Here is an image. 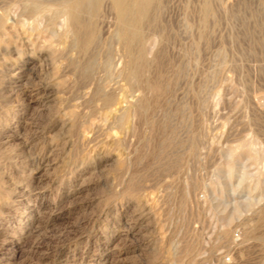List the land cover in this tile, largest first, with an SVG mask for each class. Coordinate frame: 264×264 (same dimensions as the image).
Wrapping results in <instances>:
<instances>
[{
	"label": "rangeland",
	"instance_id": "obj_1",
	"mask_svg": "<svg viewBox=\"0 0 264 264\" xmlns=\"http://www.w3.org/2000/svg\"><path fill=\"white\" fill-rule=\"evenodd\" d=\"M19 1L0 0V264H264V0H211L207 25L202 0H161L135 87L108 3L92 68L60 45L54 73Z\"/></svg>",
	"mask_w": 264,
	"mask_h": 264
},
{
	"label": "bare ground",
	"instance_id": "obj_2",
	"mask_svg": "<svg viewBox=\"0 0 264 264\" xmlns=\"http://www.w3.org/2000/svg\"><path fill=\"white\" fill-rule=\"evenodd\" d=\"M53 1V2H52ZM21 0V8L28 15V21L21 20L19 26L30 35L36 34L44 39L43 44L29 39L32 48L48 51L51 62H54L53 72L59 70L55 64V57L61 49L73 47L79 53L90 58L85 66V71L92 68L93 60L91 51L99 45V18L104 3L110 5L112 14L116 21V37L125 54V79L135 85L141 83L142 70L147 60L145 57V31L146 28L155 23L157 13L161 7V0ZM17 3V2H16ZM164 2H162L163 4ZM169 3V2H168ZM264 3V2H263ZM17 6V5H16ZM163 6V5H162ZM12 7V6H11ZM107 7V6H106ZM109 7V6H108ZM246 7V6H245ZM19 8V7H18ZM192 8V7H191ZM243 8V7H242ZM106 9V8H105ZM246 9V8H245ZM264 9V8H263ZM19 10V9H18ZM107 10V9H106ZM163 10V9H161ZM200 10V9H199ZM214 11V9H213ZM247 11V10H246ZM22 12V11H21ZM105 12V11H104ZM217 12V11H216ZM236 12V11H235ZM164 13V12H163ZM202 22L212 16L211 0H202L201 5ZM5 13H3L4 15ZM22 14V13H21ZM105 14V13H104ZM227 14V13H226ZM259 14V13H258ZM6 15V14H5ZM4 15V16H5ZM262 15V14H261ZM0 16V29L5 24V17ZM19 16V15H18ZM106 17V15H103ZM112 16V17H114ZM258 16V15H257ZM7 17V16H6ZM254 17V16H253ZM259 17V16H258ZM22 18V17H21ZM110 18V17H109ZM108 18V19H109ZM101 19V18H100ZM213 19V18H212ZM9 20V19H8ZM210 20V19H209ZM108 22V21H107ZM103 23V22H102ZM210 23V21H209ZM98 24V25H97ZM206 24V23H205ZM240 24V23H239ZM261 24V23H258ZM207 25V24H206ZM230 25V24H229ZM185 26V25H184ZM186 27V26H185ZM261 27V25H260ZM162 28V27H161ZM179 28V27H178ZM103 29V28H102ZM151 29V28H150ZM159 29V28H158ZM152 30V29H151ZM155 30V29H154ZM263 30V29H262ZM101 32V31H100ZM115 32V31H114ZM151 32V31H150ZM154 32V31H153ZM155 33V32H154ZM110 34V33H109ZM202 34V33H201ZM209 34V33H208ZM8 35V34H7ZM26 35V34H25ZM111 36V35H110ZM114 36V35H113ZM155 36V35H154ZM246 36V35H245ZM26 37V36H25ZM33 37V36H32ZM101 37V36H100ZM115 37V36H114ZM158 37V36H157ZM251 37V36H250ZM4 38V37H3ZM103 38V36L101 37ZM186 38V37H185ZM7 39V38H6ZM151 39V38H150ZM172 39V38H170ZM153 40V39H152ZM252 40V38H251ZM109 41V40H108ZM240 41V40H239ZM6 42V41H5ZM41 42V41H40ZM116 42V44H117ZM10 43V42H9ZM111 43V42H109ZM115 43V42H114ZM262 43V42H260ZM27 44V43H26ZM238 44V43H237ZM264 44V43H263ZM262 44V47L264 46ZM61 45V49L59 48ZM104 45V44H103ZM250 45V44H249ZM29 46V45H28ZM110 46V44L108 45ZM112 46V45H111ZM110 46V47H111ZM102 47V46H101ZM99 48V47H98ZM260 48V47H259ZM71 49V48H70ZM69 49V50H70ZM264 49V47L262 48ZM121 50V51H122ZM264 51V50H263ZM3 52V51H2ZM73 52V51H72ZM100 52V51H99ZM112 52V51H111ZM16 53V52H15ZM46 53V52H45ZM192 53V52H191ZM5 54V53H4ZM66 54V53H65ZM80 54V55H81ZM108 54V53H106ZM39 55V54H38ZM68 55V54H67ZM82 55V56H83ZM100 55V53H99ZM103 55V54H102ZM149 55V54H148ZM147 55V56H148ZM69 56V55H68ZM117 56V55H116ZM43 57V56H42ZM59 57V56H58ZM71 57V56H70ZM70 57L68 60H70ZM85 57V56H84ZM96 57V56H95ZM99 57V56H98ZM106 57V56H104ZM102 56V58H104ZM110 57V56H109ZM123 57V58H124ZM87 58V57H86ZM93 58V57H92ZM159 58V56H158ZM61 59V58H60ZM79 59V58H78ZM77 59V60H78ZM96 59V58H95ZM117 59V58H116ZM163 59V58H162ZM68 60L66 62H68ZM84 60V58H83ZM99 60V59H98ZM122 60V59H121ZM158 60V59H157ZM96 62V61H95ZM107 62V61H106ZM112 62V61H111ZM72 63V62H71ZM161 63V62H160ZM116 65V64H114ZM120 65V64H119ZM124 65V64H123ZM112 66V65H111ZM150 66V65H149ZM118 67V65H117ZM120 67V66H119ZM76 68V67H75ZM122 68V66H121ZM7 69V68H6ZM105 69V68H104ZM112 69V68H111ZM116 69V68H114ZM145 69V68H144ZM163 69V68H162ZM182 69V68H180ZM30 70V69H29ZM120 70V69H119ZM123 70V69H122ZM262 70V69H261ZM31 71V70H30ZM75 71V70H74ZM113 71V70H112ZM145 71V70H144ZM143 71V72H144ZM180 71V70H179ZM264 71V70H262ZM109 72V71H108ZM30 73V72H28ZM91 74V72H89ZM94 73V72H93ZM92 73V74H93ZM111 73V72H109ZM114 73V72H113ZM264 73V72H263ZM159 74V73H158ZM40 75V74H39ZM50 75V74H49ZM89 75V74H88ZM181 75V74H180ZM42 76V75H41ZM113 76V75H112ZM118 76V75H117ZM111 77V76H110ZM109 77V78H110ZM209 77V75H208ZM85 78V77H84ZM88 78V77H87ZM108 78V79H109ZM113 78V77H112ZM119 78V77H118ZM145 78V77H144ZM210 78V77H209ZM83 79V78H82ZM93 79V78H90ZM96 79V78H95ZM105 79V78H104ZM116 79V77H115ZM85 80H87L85 78ZM112 81V79H110ZM84 81V79H83ZM95 81V80H94ZM99 81V80H98ZM109 81V80H108ZM123 81V80H121ZM168 81V80H167ZM184 81V80H183ZM87 82V81H86ZM158 82V81H157ZM179 82V81H178ZM18 83V82H17ZM92 83V82H91ZM104 83V82H103ZM108 83V82H106ZM105 83V84H106ZM156 83V82H155ZM13 84V83H12ZM99 84V83H98ZM150 84V83H149ZM18 85V84H17ZM20 85V84H19ZM18 85V87H19ZM22 85V84H21ZM28 85V84H27ZM41 85V84H40ZM102 85V83H101ZM104 85V84H103ZM102 85V87H103ZM108 85V84H107ZM112 85V84H110ZM39 86V85H38ZM45 86V85H44ZM93 86V85H92ZM109 86V85H108ZM113 86V85H112ZM150 86V85H148ZM159 86V85H158ZM89 87V86H88ZM101 87V88H102ZM114 87V86H113ZM116 87V86H115ZM130 87V86H129ZM99 88V89H101ZM106 88V87H105ZM104 88V89H105ZM109 88V87H107ZM140 89V88H139ZM152 89H158L154 86ZM200 89V88H199ZM30 90V88H29ZM110 90V89H109ZM138 90V89H137ZM195 90V89H194ZM26 91V90H25ZM44 88L33 90L37 99L47 100L51 93H42ZM165 91V89H164ZM55 92V91H54ZM107 92V91H106ZM113 92V91H112ZM141 92V91H140ZM42 93V94H41ZM85 93V92H84ZM136 93V92H135ZM143 93V92H142ZM115 94V93H114ZM137 94V93H136ZM153 94V93H152ZM158 94V93H157ZM205 94V93H204ZM120 95V94H119ZM160 95V94H159ZM165 95V94H164ZM92 96V95H90ZM99 96L106 104L113 102V96L107 95L104 90H98ZM138 96H140L138 94ZM199 96V95H198ZM25 97V96H24ZM151 97V95H150ZM258 97V96H257ZM132 99V98H128ZM139 99V98H138ZM137 99V100H138ZM156 99V98H155ZM198 99V98H197ZM205 99V98H204ZM41 100V101H42ZM92 100V99H91ZM90 100V101H91ZM119 100V99H118ZM143 100V99H142ZM256 100V98H255ZM258 100V98H257ZM257 105H259L258 101ZM40 101V100H38ZM49 101V100H48ZM51 101V100H50ZM93 101V100H92ZM102 101V102H103ZM148 101V100H147ZM206 101V100H205ZM253 101V100H252ZM150 102V101H149ZM201 102V101H200ZM119 103V102H118ZM147 103V102H146ZM146 103H144L146 105ZM148 105V104H147ZM146 107V106H145ZM148 107V106H147ZM134 108V107H133ZM147 109V108H146ZM177 109V108H176ZM175 109V110H176ZM181 109V108H180ZM203 109V108H202ZM185 110V109H184ZM147 111V110H146ZM106 112V111H105ZM105 114V113H104ZM125 114V113H124ZM181 114V113H180ZM76 115V114H75ZM110 115V114H109ZM108 115V116H109ZM121 115V114H120ZM181 116V115H180ZM126 115L121 117L122 120ZM130 118V117H129ZM103 119V118H102ZM128 121V120H127ZM73 123V122H72ZM91 124V122H90ZM164 124V123H163ZM115 125V124H114ZM123 125V124H122ZM168 125V124H167ZM175 127V126H174ZM197 134V133H196ZM176 138V137H175ZM169 139V138H168ZM191 139V137H190ZM197 140V139H196ZM165 141V140H164ZM59 145V144H58ZM173 145V144H172ZM170 146V145H169ZM52 177V176H51Z\"/></svg>",
	"mask_w": 264,
	"mask_h": 264
}]
</instances>
